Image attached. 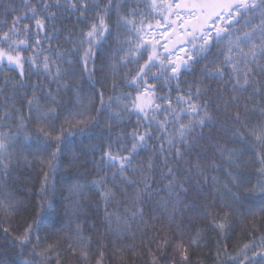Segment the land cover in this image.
Returning a JSON list of instances; mask_svg holds the SVG:
<instances>
[{
  "label": "snow or ice",
  "instance_id": "snow-or-ice-1",
  "mask_svg": "<svg viewBox=\"0 0 264 264\" xmlns=\"http://www.w3.org/2000/svg\"><path fill=\"white\" fill-rule=\"evenodd\" d=\"M0 264H264V0H0Z\"/></svg>",
  "mask_w": 264,
  "mask_h": 264
}]
</instances>
